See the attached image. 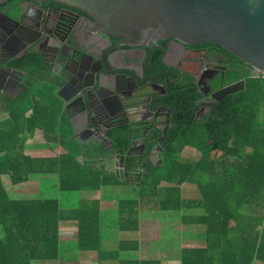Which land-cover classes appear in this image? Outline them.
I'll list each match as a JSON object with an SVG mask.
<instances>
[{
	"label": "trees",
	"instance_id": "16d2710c",
	"mask_svg": "<svg viewBox=\"0 0 264 264\" xmlns=\"http://www.w3.org/2000/svg\"><path fill=\"white\" fill-rule=\"evenodd\" d=\"M242 81L238 92L224 98L221 120L215 112L205 125L178 133L173 157L150 173L151 184L131 191L132 197L117 196L116 231L139 232V204L152 200L156 210L178 214L179 225L198 231L199 244L171 252L178 264H264V78L254 71ZM59 119L58 108L26 99L0 127V264H58L61 222L74 224L77 250L94 252L98 263L161 264L122 258L138 252L137 240L120 238L109 250L101 249V197L81 198L76 207L62 210L54 199L9 196L3 178L15 186L41 174H55L60 191L122 189L113 173L84 162L78 148L66 147L71 130ZM36 131L45 146L65 150L26 154L25 144ZM184 147L198 154L180 159ZM185 183L196 186L198 197H184Z\"/></svg>",
	"mask_w": 264,
	"mask_h": 264
},
{
	"label": "flooded vegetation",
	"instance_id": "af4514ba",
	"mask_svg": "<svg viewBox=\"0 0 264 264\" xmlns=\"http://www.w3.org/2000/svg\"><path fill=\"white\" fill-rule=\"evenodd\" d=\"M254 71L211 42L121 44L53 0L0 4V127L26 99L58 108L83 161L104 166L124 190L149 186L150 173L173 157L178 133L215 112L221 120L218 92ZM189 149L193 158L180 159L195 158Z\"/></svg>",
	"mask_w": 264,
	"mask_h": 264
},
{
	"label": "water",
	"instance_id": "95a60500",
	"mask_svg": "<svg viewBox=\"0 0 264 264\" xmlns=\"http://www.w3.org/2000/svg\"><path fill=\"white\" fill-rule=\"evenodd\" d=\"M53 1L83 11L102 35L121 44L141 46L168 38L211 42L264 75V0ZM237 85L219 91L220 100L238 92Z\"/></svg>",
	"mask_w": 264,
	"mask_h": 264
},
{
	"label": "rangeland",
	"instance_id": "374dc122",
	"mask_svg": "<svg viewBox=\"0 0 264 264\" xmlns=\"http://www.w3.org/2000/svg\"><path fill=\"white\" fill-rule=\"evenodd\" d=\"M57 131L59 129H56ZM68 149H76V147L68 141L66 143ZM65 150L63 147L56 145L45 146V142L40 131H36L33 138L27 140L24 151L26 154L36 157H44L48 155L61 153ZM186 158H193L192 151L185 148ZM102 166V165H96ZM104 168V166H102ZM4 187L8 191L10 197L20 199H54L58 202L62 210L76 207L81 198L93 197L102 198L103 210L101 213V249L109 250L114 247L115 240L129 239L139 242V250L137 253L127 252L121 254L125 259H160L161 264H178L173 257L174 250L184 244H199L198 233L194 227L179 225L177 221L178 214L165 216L156 210L155 203L151 201H141L139 206L143 211H139L141 221L139 232L116 231L115 222V206L117 196L132 197L130 190L123 188L105 189L100 193H87L78 191H60L57 185V176L55 174L31 175L25 183L12 186L7 177L2 180ZM184 197H198L196 186L192 184L181 185ZM123 191V192H121ZM75 227L71 222L60 223V250L58 264H116V262H100L96 260L94 252H81L75 246Z\"/></svg>",
	"mask_w": 264,
	"mask_h": 264
},
{
	"label": "crops",
	"instance_id": "0c3cea01",
	"mask_svg": "<svg viewBox=\"0 0 264 264\" xmlns=\"http://www.w3.org/2000/svg\"><path fill=\"white\" fill-rule=\"evenodd\" d=\"M57 153H58V152H57ZM7 192H8V191H7ZM104 202H106V201H103V203H104ZM102 205H103V204H102ZM102 208H103V206H102ZM103 209H104V208H103ZM140 224H141V221H140ZM139 231H140V229H139Z\"/></svg>",
	"mask_w": 264,
	"mask_h": 264
},
{
	"label": "built area",
	"instance_id": "2783aa9c",
	"mask_svg": "<svg viewBox=\"0 0 264 264\" xmlns=\"http://www.w3.org/2000/svg\"><path fill=\"white\" fill-rule=\"evenodd\" d=\"M263 78H264V75L260 74Z\"/></svg>",
	"mask_w": 264,
	"mask_h": 264
}]
</instances>
